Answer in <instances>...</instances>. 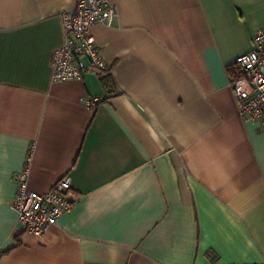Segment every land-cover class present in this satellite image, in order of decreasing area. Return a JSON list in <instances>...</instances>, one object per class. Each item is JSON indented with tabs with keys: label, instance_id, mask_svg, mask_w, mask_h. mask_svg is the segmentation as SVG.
Returning a JSON list of instances; mask_svg holds the SVG:
<instances>
[{
	"label": "crops",
	"instance_id": "crops-1",
	"mask_svg": "<svg viewBox=\"0 0 264 264\" xmlns=\"http://www.w3.org/2000/svg\"><path fill=\"white\" fill-rule=\"evenodd\" d=\"M110 1L111 93L53 78L78 0H0V264H264V130L230 73L264 0ZM33 144L30 189L69 174L77 200L41 237L12 206Z\"/></svg>",
	"mask_w": 264,
	"mask_h": 264
},
{
	"label": "built area",
	"instance_id": "built-area-1",
	"mask_svg": "<svg viewBox=\"0 0 264 264\" xmlns=\"http://www.w3.org/2000/svg\"><path fill=\"white\" fill-rule=\"evenodd\" d=\"M118 16L110 0H78L73 11L63 13L64 44L52 56L53 78L57 82L81 80L89 70L99 74L110 70L102 56V47L92 33L96 25L111 26ZM231 80L240 118L264 130V29L253 39V49L238 57ZM105 98H88L96 107ZM35 145L30 148L25 168L14 176L17 190L12 202L23 230L44 236L63 214L76 205L72 179L63 176L49 191L40 193L29 187Z\"/></svg>",
	"mask_w": 264,
	"mask_h": 264
},
{
	"label": "trees",
	"instance_id": "trees-1",
	"mask_svg": "<svg viewBox=\"0 0 264 264\" xmlns=\"http://www.w3.org/2000/svg\"><path fill=\"white\" fill-rule=\"evenodd\" d=\"M230 73L232 74L233 77H235L236 74H237L236 73V69L232 68ZM99 75H100V80H101L102 85L106 89H108L109 93H111L112 89H113V86H114V84L112 82L111 70H109L107 72H102ZM105 100H107V98L104 99L103 101H105Z\"/></svg>",
	"mask_w": 264,
	"mask_h": 264
}]
</instances>
